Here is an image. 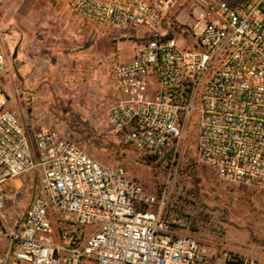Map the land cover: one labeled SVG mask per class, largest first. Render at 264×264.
<instances>
[{
    "label": "built area",
    "instance_id": "built-area-1",
    "mask_svg": "<svg viewBox=\"0 0 264 264\" xmlns=\"http://www.w3.org/2000/svg\"><path fill=\"white\" fill-rule=\"evenodd\" d=\"M63 1L70 16L137 44L133 59L112 69L107 112L137 153L166 160L170 173L186 163L264 192V0L208 3L203 25L178 37L164 26L173 0ZM7 66L0 32V77ZM29 174L37 177L32 201L15 219L5 189ZM168 199L48 125L30 140L0 102V264H262L206 255L174 231L182 224L166 216Z\"/></svg>",
    "mask_w": 264,
    "mask_h": 264
},
{
    "label": "rangeland",
    "instance_id": "rangeland-1",
    "mask_svg": "<svg viewBox=\"0 0 264 264\" xmlns=\"http://www.w3.org/2000/svg\"><path fill=\"white\" fill-rule=\"evenodd\" d=\"M1 1L0 32L8 46V66L0 77V102L19 116L30 140L40 126H50L92 159L138 182L147 193L156 197L164 191L169 193L166 216L171 214V219L182 224L174 231L196 239L209 257L235 256L264 264V192L221 183L203 169L188 167L186 163L170 173L173 168L166 160L140 155L109 124L107 112L114 100L111 72L115 64L133 59L138 48L134 38L120 39L115 31L93 27L107 41L106 49L101 47L110 62L104 78L102 75L91 81L89 76L84 78L83 73H78L76 80L60 82L59 72L48 74L37 66L31 77L38 84L29 85L17 55L20 18L27 11L41 19L57 18L62 14H58L61 3L47 0L45 9V0ZM214 1L173 0L164 26L176 37L196 31L204 23L206 5ZM15 2L18 5L12 8ZM17 179L5 189L7 209L15 219L26 214L37 177L29 174ZM5 245L0 233V252Z\"/></svg>",
    "mask_w": 264,
    "mask_h": 264
},
{
    "label": "crops",
    "instance_id": "crops-1",
    "mask_svg": "<svg viewBox=\"0 0 264 264\" xmlns=\"http://www.w3.org/2000/svg\"><path fill=\"white\" fill-rule=\"evenodd\" d=\"M57 1L61 3L58 14L62 13L57 18L41 19L28 11L20 18V46L17 55L20 56V65L29 85L38 84L31 77L37 66L48 74L59 72L62 75L58 77L60 82L76 80L78 73H83L84 78L89 76L92 81L100 78L110 67L108 57L102 54V48L106 49L107 42L104 36L96 33L91 25L70 16L63 0ZM47 2H43L45 9ZM14 4L12 8L18 5L17 2Z\"/></svg>",
    "mask_w": 264,
    "mask_h": 264
},
{
    "label": "trees",
    "instance_id": "trees-1",
    "mask_svg": "<svg viewBox=\"0 0 264 264\" xmlns=\"http://www.w3.org/2000/svg\"><path fill=\"white\" fill-rule=\"evenodd\" d=\"M229 1L230 4H235L236 2H238L239 0H227Z\"/></svg>",
    "mask_w": 264,
    "mask_h": 264
},
{
    "label": "bare ground",
    "instance_id": "bare-ground-1",
    "mask_svg": "<svg viewBox=\"0 0 264 264\" xmlns=\"http://www.w3.org/2000/svg\"><path fill=\"white\" fill-rule=\"evenodd\" d=\"M12 181H9V183H11Z\"/></svg>",
    "mask_w": 264,
    "mask_h": 264
}]
</instances>
